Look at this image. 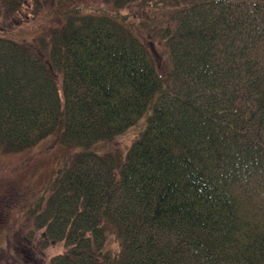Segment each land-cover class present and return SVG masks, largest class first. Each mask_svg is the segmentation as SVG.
Listing matches in <instances>:
<instances>
[{
	"label": "trees",
	"instance_id": "trees-1",
	"mask_svg": "<svg viewBox=\"0 0 264 264\" xmlns=\"http://www.w3.org/2000/svg\"><path fill=\"white\" fill-rule=\"evenodd\" d=\"M50 1L42 48L0 34V147L64 150L26 207L49 264H264V0Z\"/></svg>",
	"mask_w": 264,
	"mask_h": 264
},
{
	"label": "rangeland",
	"instance_id": "rangeland-1",
	"mask_svg": "<svg viewBox=\"0 0 264 264\" xmlns=\"http://www.w3.org/2000/svg\"><path fill=\"white\" fill-rule=\"evenodd\" d=\"M59 1L66 3L64 7L77 6L86 12L97 8L113 11L115 8L112 0ZM142 2L119 9L131 11L128 13L133 22L140 23L146 19ZM56 5L50 0H26L13 10L6 0H0V34L31 43L35 50L42 48L39 36L59 25L63 18L55 9ZM160 24V19L154 23ZM133 137L131 131L120 137L115 146L123 150ZM44 146L46 143H40L20 152H9L0 147V264H49L54 255L66 252L64 242L43 236L42 229L34 225L35 216L26 208L31 206L29 209L34 211L36 196L43 191L48 173L56 164V156L64 152L62 148L56 152L47 151Z\"/></svg>",
	"mask_w": 264,
	"mask_h": 264
}]
</instances>
